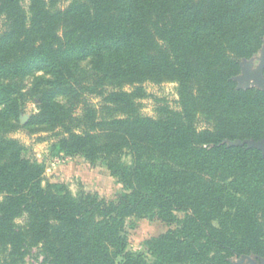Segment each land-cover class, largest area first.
I'll return each mask as SVG.
<instances>
[{"label": "trees", "instance_id": "obj_1", "mask_svg": "<svg viewBox=\"0 0 264 264\" xmlns=\"http://www.w3.org/2000/svg\"><path fill=\"white\" fill-rule=\"evenodd\" d=\"M0 19V264L35 246L51 264L264 258V153L247 144L264 142V89L236 81L264 46V0H0ZM146 82L176 83L178 109L143 114ZM22 127L51 132L57 157L103 162L122 190L43 185ZM131 218L177 227L130 254Z\"/></svg>", "mask_w": 264, "mask_h": 264}, {"label": "rangeland", "instance_id": "obj_2", "mask_svg": "<svg viewBox=\"0 0 264 264\" xmlns=\"http://www.w3.org/2000/svg\"><path fill=\"white\" fill-rule=\"evenodd\" d=\"M2 20L0 19V30ZM264 58V46L253 57L243 59L241 62V72L236 77L238 85L242 88H262L264 86V74L260 75V67ZM80 68H90V60L86 59L78 63ZM41 72L29 75L24 78V83L30 86L34 77L41 75ZM149 97L139 101L140 110L148 116H157V108L160 104H168L174 109H178L177 84L165 82L156 84L146 82L144 84ZM130 89V87H126ZM88 101L98 105L100 97L89 96ZM37 111V101L28 103L26 111L21 115V124H24L30 116ZM19 139L28 149V155L36 158L46 165L44 175L45 185L47 182L66 183L74 194L81 191L96 193L101 197L111 199L120 193L122 184L113 177L105 164L101 161L92 164L83 157H67L53 154L51 143L54 139L51 132L40 131L31 133L27 128H19L11 134ZM262 150L264 153V142H248ZM182 217L183 214H180ZM177 224H168L163 221H151L149 219H128L126 224V234L128 238L127 253L139 254L145 251L147 240L158 237L171 228H176ZM121 258L119 259V261ZM237 264H264V258L254 255H236L232 258ZM18 264H51L40 246H35L27 250L26 255Z\"/></svg>", "mask_w": 264, "mask_h": 264}, {"label": "water", "instance_id": "obj_3", "mask_svg": "<svg viewBox=\"0 0 264 264\" xmlns=\"http://www.w3.org/2000/svg\"><path fill=\"white\" fill-rule=\"evenodd\" d=\"M263 69H264V58H263L262 65H261V67H260V75H261V74L263 75ZM262 89H264V86L262 87Z\"/></svg>", "mask_w": 264, "mask_h": 264}]
</instances>
